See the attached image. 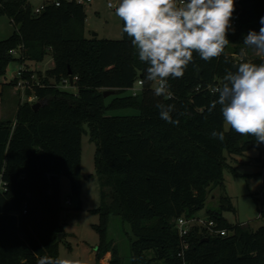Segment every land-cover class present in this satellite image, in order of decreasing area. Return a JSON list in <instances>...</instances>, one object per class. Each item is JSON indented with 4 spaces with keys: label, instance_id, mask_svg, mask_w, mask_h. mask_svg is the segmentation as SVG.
I'll return each mask as SVG.
<instances>
[{
    "label": "trees",
    "instance_id": "obj_1",
    "mask_svg": "<svg viewBox=\"0 0 264 264\" xmlns=\"http://www.w3.org/2000/svg\"><path fill=\"white\" fill-rule=\"evenodd\" d=\"M60 2L45 0L37 13L31 0H0V15L16 26L12 36L0 40V79L14 61L40 62L50 53L55 62L46 75L39 74V84L27 89L41 106L35 110L37 101H21L15 119L0 120V174L6 188L0 193V264L59 259L60 176L66 175L73 193L80 194L85 124L97 144L95 160L105 187L95 210L101 218L99 261L111 252V264H124L118 244L107 238L111 218L118 216L135 236L130 264H264V226L253 230L225 218V211L237 212L228 195L219 208L208 210L224 235H205L206 228L194 226L184 249L177 228L178 219L194 218L205 208L213 186L225 189L226 169L238 173L228 155L262 147L258 160L264 172V143L227 130L219 104L209 111L228 72L235 73L242 62L264 63V55L250 57L243 44L249 31L259 32L264 0H234L238 18L226 34L224 52L210 61L194 52L183 77L168 78L171 99L154 95L159 81L145 80L149 65L139 60L126 33L119 40L87 37L85 4ZM241 49L247 55L238 61L233 55ZM32 76L24 71L10 85L18 86L21 79L32 83ZM71 78L77 93L62 88ZM139 80L140 92L127 93ZM107 90L115 93L106 97ZM157 103L175 105L171 116L178 125L160 118ZM125 108L138 114H107ZM213 131L223 132L224 139L213 137ZM53 175L59 178L52 180Z\"/></svg>",
    "mask_w": 264,
    "mask_h": 264
},
{
    "label": "rangeland",
    "instance_id": "obj_2",
    "mask_svg": "<svg viewBox=\"0 0 264 264\" xmlns=\"http://www.w3.org/2000/svg\"><path fill=\"white\" fill-rule=\"evenodd\" d=\"M85 4L87 8L86 36L94 37V33L99 34V38L122 39L123 23L116 16L115 8L108 6L111 1L116 6L120 0H93L87 2L78 0ZM35 9L44 5L45 0H31ZM16 30L15 24L8 15H0V40L9 38ZM250 57L258 55L256 51L248 48ZM19 56V53H16ZM55 65L52 54L40 62L27 61L21 63L14 61L9 64L5 76L0 79V106L2 98L4 105L10 109H16L21 101L29 100L27 89H20V86H12L10 83L19 77L21 69L31 71L32 85L39 84V74L46 75L47 71ZM62 88L77 93L78 88L71 84L62 85ZM31 89V88H30ZM19 90V91H18ZM18 91V92H17ZM132 91L128 90L127 93ZM33 101L38 99L34 97ZM110 101V98L108 99ZM7 119H15L16 111L8 113ZM108 115H134L138 111L133 108L108 110ZM2 113L0 109V119ZM225 128L230 126L225 123ZM86 131L82 139V169H81V191L76 195L72 191L71 180L66 175L60 176L61 182V202L62 223L64 232L60 240L59 259H69L80 261L81 264H111L112 254L104 256L100 261L97 258L98 247L101 243V234L98 227L101 225V218L95 210L101 206L103 201V177L96 165L97 144L92 139L89 126L85 124ZM262 147H255L244 155H228L229 163L237 169L225 170V189L220 186H213L204 209L198 210L194 218L209 220L208 210L217 209L220 205L221 197L228 195L232 198L237 212L225 211L224 216L232 223L243 224V227L256 230L264 226V172L258 157ZM1 180V179H0ZM76 201L80 206L76 207ZM205 235L217 234L210 229L204 231ZM199 235H202L200 232ZM107 238L118 244L124 264H130L132 254L131 241L135 236L131 233L130 225L125 223L120 217L113 216L108 225Z\"/></svg>",
    "mask_w": 264,
    "mask_h": 264
},
{
    "label": "clouds",
    "instance_id": "obj_3",
    "mask_svg": "<svg viewBox=\"0 0 264 264\" xmlns=\"http://www.w3.org/2000/svg\"><path fill=\"white\" fill-rule=\"evenodd\" d=\"M234 10V0H120L115 14L123 21V32L138 50L139 60L149 65L145 80L159 81L154 95L171 99L168 78H182L194 52L205 61L224 52ZM260 24L259 32L249 31L243 44L264 54V16ZM241 52L246 54L244 49ZM223 80L216 89L219 98L209 111L219 104L232 130L264 143V63L242 62L235 73L228 72ZM156 107L161 119L178 125L179 121L171 116L174 104L157 103ZM211 135L224 139L223 132L213 131ZM39 264L81 262L43 257Z\"/></svg>",
    "mask_w": 264,
    "mask_h": 264
},
{
    "label": "built area",
    "instance_id": "obj_4",
    "mask_svg": "<svg viewBox=\"0 0 264 264\" xmlns=\"http://www.w3.org/2000/svg\"><path fill=\"white\" fill-rule=\"evenodd\" d=\"M48 2H52V3H55L56 5H60V0H47ZM84 1H87V2H91V1H93V0H84ZM79 2H81V1H79ZM180 2V0H178V3ZM109 4H111L112 5V7L111 8H114V7H118V6H116L113 2H109L108 3V6H109ZM44 7H45V4L44 5H42L41 7H39V8H37V9H35L36 10V12L37 13H40L43 9H44ZM237 18H238V16H233L232 17V19H231V25H235L236 24V21H237ZM244 53H246V54H242V52L241 53H239V54H234L233 56L238 60V61H243L244 60V58L246 57V55H247V51H246V49H244ZM258 55H264V54H258ZM25 70L24 69H21L20 70V72H19V77H22L23 76V72H24ZM78 77H76V79H77ZM66 82L68 83V80H66ZM142 85H143V82H142V80H139L138 81V84L135 86V87H133V88H131L130 90L132 91V94L133 95H137L139 92H140V90H141V87H142ZM158 85H159V83H158ZM158 85H157V87H158ZM18 86H20V89L22 90V89H26V88H31V89H33V85H32V83H30L28 80H24V79H21L20 81H19V84H18ZM218 88V87H217ZM216 88V89H217ZM215 89V90H216ZM19 91V90H18ZM34 97L35 96H30L29 97V101H33L34 100ZM0 179H1V174H0ZM6 188H5V185H4V183H3V181H2V179L0 180V193L3 191V190H5ZM24 213H27V211L25 210L24 211ZM194 226H199L200 228H206V229H210V230H212L213 232H214V230H215V232L217 233V234H222V235H224L225 233H226V230H220V229H217L216 227V223L214 222V221H212V220H208V221H206V220H202V219H196V218H186V217H181L180 219H178V221H177V228H178V232H179V235H180V237H181V240H182V245H183V247H184V249H187L188 247H189V243H188V241H187V238H188V236L190 235V232H191V230H192V228L194 227ZM183 254V251L180 253V255H182Z\"/></svg>",
    "mask_w": 264,
    "mask_h": 264
},
{
    "label": "water",
    "instance_id": "obj_5",
    "mask_svg": "<svg viewBox=\"0 0 264 264\" xmlns=\"http://www.w3.org/2000/svg\"><path fill=\"white\" fill-rule=\"evenodd\" d=\"M97 35H98V33L95 32V33H94V36H97ZM199 76H200V73H199ZM70 81H71V85H73V78H71ZM114 93H115L114 90H107V91H105L104 94H105L106 97H108V96H110V95H113ZM40 106H41V102H39V101L33 104V108H34L35 110H37ZM58 178H59L58 176H54V175L52 176V180H54V179H58ZM75 206H76V207L79 206V201H76ZM61 238H62V234L60 235L59 239H61Z\"/></svg>",
    "mask_w": 264,
    "mask_h": 264
},
{
    "label": "crops",
    "instance_id": "obj_6",
    "mask_svg": "<svg viewBox=\"0 0 264 264\" xmlns=\"http://www.w3.org/2000/svg\"><path fill=\"white\" fill-rule=\"evenodd\" d=\"M97 36L99 38V34ZM4 103H5V99L2 98V103H1V106H0L1 113H2V118L0 120L7 119L6 117L9 116L8 113H10L12 111H16V113H17V111H18V107L16 109L15 108L14 109H10V108L6 107V105H4ZM109 254H111V252H109L107 255H109Z\"/></svg>",
    "mask_w": 264,
    "mask_h": 264
}]
</instances>
